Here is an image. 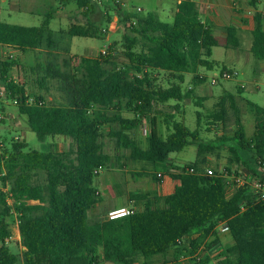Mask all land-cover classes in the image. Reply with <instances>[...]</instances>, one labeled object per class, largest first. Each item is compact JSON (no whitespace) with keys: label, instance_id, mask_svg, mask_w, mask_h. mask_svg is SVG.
<instances>
[{"label":"trees","instance_id":"16d2710c","mask_svg":"<svg viewBox=\"0 0 264 264\" xmlns=\"http://www.w3.org/2000/svg\"><path fill=\"white\" fill-rule=\"evenodd\" d=\"M261 1L247 0L255 10L250 53L256 63L264 62V16L256 11ZM75 2L85 9V16L94 11L90 0ZM122 13L119 9L124 20L123 55L127 62L118 65L110 55L83 58L80 69H71L69 59L59 62L55 51L64 36L103 39L105 29H100L99 24L87 20L85 25H71L57 35L49 28L48 16L35 27L0 22V53L4 49L20 54L44 49L48 59L36 65L37 83L44 87L47 80H54L60 94L56 104H47L41 96L26 104L28 96L23 85L10 76L17 61H3L0 57V83L10 98L19 100L18 113L27 118L30 130L43 145L42 150L35 151L27 150L22 143H12L8 150L0 152V183L7 186L14 201L24 248L21 255L9 251L4 242L10 232L1 218L0 264H153L157 257L162 264H177L181 256L193 257L190 264H264V201L258 200L248 186L234 190L228 197L224 181L204 172L207 155L228 139L204 141L199 112L193 130L177 121L174 113L166 112L178 108V104L166 105L169 101L179 103L192 95L191 88L182 90L185 74L193 75L196 87L205 81L197 75L198 70L214 68L215 63L209 60L212 49L218 46L213 28L200 20L190 0L176 4L169 23L154 12ZM110 22L111 17H106V24ZM222 30L225 45L237 48V29L229 26ZM64 51L68 55L67 46ZM152 72L166 74L170 85L156 88ZM228 96L225 97L232 99ZM244 101L253 118V134L245 137L237 116V129L229 139L234 146H228L231 157L227 163L243 164L255 172L251 166L264 167V106ZM123 113H130L132 118H124ZM156 114L162 116L165 138L157 132ZM226 114L222 97L208 119L211 125L219 122L223 126ZM141 119L148 122L145 149L132 136ZM55 136L70 139L68 150H52L46 140ZM108 139L115 149L127 152L129 160L141 164L143 170L167 172L169 156L189 146L196 147V158L192 163L173 167L178 173L172 178L178 185L161 206L155 193H132V201H145L143 208L108 220L106 214L90 215L102 200L92 186L93 179L112 158L105 152ZM38 172L45 174L43 185L33 181ZM157 173L150 176L158 182ZM30 201L38 204H29ZM0 206L1 217L9 216L2 194ZM220 222L232 240L222 249L216 230ZM208 238L212 241L206 249L215 252L196 258Z\"/></svg>","mask_w":264,"mask_h":264},{"label":"rangeland","instance_id":"374dc122","mask_svg":"<svg viewBox=\"0 0 264 264\" xmlns=\"http://www.w3.org/2000/svg\"><path fill=\"white\" fill-rule=\"evenodd\" d=\"M54 6L60 5V0H50ZM124 6L123 4H119V6L123 9V7L128 8L130 2L138 5L144 9V13L146 12H156L159 19L163 22L169 23L171 19L167 17V14L161 10L160 2L157 0H125ZM57 4V5H56ZM264 6V0L258 5L259 9H262ZM60 7V6H59ZM95 12L92 13V19L95 24L100 25V29H105L103 39H90V38H78L75 37L73 40V52L77 55L70 56L66 55L64 49L68 45V41L64 36L61 38V42L59 45V49L55 51V54L59 57V62L62 60L69 59L71 69H80L82 65V59L85 55H92L91 50L94 49L93 53L99 55V48L108 49L112 47V51L116 53V56L111 58L110 60L115 62L118 65H123L127 62L125 56L123 55L124 51V43H123V16L120 17L119 7L112 3V0H103L99 5L95 6ZM73 9L70 10L72 12ZM47 11H39L36 10L32 16L29 14H22L20 19L16 16V14H12L11 17H4L1 21L8 24L22 25V26H38L44 20V14ZM66 13V12H65ZM111 17L110 24L115 20L117 24L116 32H111L109 30V25L106 24V17ZM57 24L55 19L50 22V29L52 31L57 30ZM115 29V27H113ZM60 32H58L59 34ZM57 34V35H58ZM112 34L107 40L108 35ZM105 39V40H104ZM247 42L245 39L241 43L240 49L237 50H225L224 47H217L213 50L211 60L215 61L216 66L213 71H204V74L207 76L205 78L204 83L193 86L192 78L193 76L190 74H186L184 78V82L182 84V90L186 92L190 88L193 93L188 99H184L181 103L175 101H169L167 104L172 107L178 104V108L176 111L166 110V112H172L175 115L177 121H181L185 124L186 127L193 130L196 128V112L200 113V135L204 141H214L219 139L220 137H225L228 139L225 142H222V145L219 146L214 152L207 155V166L214 164L215 166L221 165L228 162L231 154L229 153L228 146H234L230 138L234 135V132L237 129L236 125V117H239V121L244 128L245 137L250 138L253 134V118L247 110L244 99H247L258 106H264V77L261 75L258 80L253 81L249 78L250 68L247 69V72L243 73L242 64L244 63L243 59L248 60V62L254 61L253 56L249 60L246 52ZM13 56L15 61H17L18 66L14 67V70L11 71V78L18 83L21 82L25 85L26 90L28 92V97L37 98L39 96L44 98V101L47 104H56L59 102V96L57 86L58 83L54 80H47L44 83V87H41L37 83V73L35 71L36 65L40 62H46L48 57L45 50H40L37 52L26 53L22 55L19 52H13ZM235 55V61L231 59V55ZM80 55V56H78ZM226 68V69H225ZM221 70H230L237 72V76L232 80L226 81H218V83L214 86L210 84V77L213 73L220 72ZM132 73V72H131ZM41 75V73H40ZM151 80L153 81V85L156 88L165 89L170 85L168 77L166 74L162 72H152ZM243 84L244 89L242 92L238 90L239 86ZM257 88V90H254ZM2 90V85H0V91ZM232 96V99L226 98L225 96ZM225 99V107L227 109L225 125L221 126L220 123H214L211 125V119H208V116L218 109L219 102L221 98ZM229 97V96H228ZM199 103V104H198ZM231 103H233V108H231ZM18 105H13L9 100H0V112L2 114V118L0 119V152L4 150H8L12 143H22L26 146L27 150H35L40 151L43 149V145L37 140L36 135L30 130L27 118L25 116H21L18 113ZM123 117L130 118L131 114L123 113ZM161 117V116H160ZM160 120L159 132L162 138H165L167 132L163 125V121ZM106 129V128H105ZM48 143L54 142L55 147L52 150L55 151H66L68 150L70 143L54 140L51 141L50 138L47 139ZM139 144L142 148H145L146 142L145 138H139ZM218 143V142H217ZM50 145V144H49ZM25 149V151H26ZM105 152L110 154L112 159L110 164L98 171V174L94 177L92 186L93 188H98L99 184L102 182V179L105 176L110 178L116 177H125V174H135L142 165L137 164L129 160L128 153L121 151L119 149H115L114 144L109 139L106 140ZM196 155V147L189 146L183 149L181 152L171 154L170 161L172 163H178V161H190ZM245 172L246 171L244 168ZM255 167V168H254ZM251 168L256 169V166H251ZM260 173V172H258ZM249 174V173H248ZM262 174V173H260ZM259 174V175H260ZM35 177L33 178L34 183L43 185L45 184V174L42 172L35 173ZM130 176V175H129ZM248 176V175H247ZM131 178V184L132 177ZM255 178V177H254ZM253 176L247 178L250 182L251 179H254ZM133 188V187H131ZM130 188V189H131ZM141 190H139L140 192ZM143 191V190H142ZM134 192V190L132 191ZM0 194L4 196L6 207L9 208V216L1 217L4 222L7 223L8 229L10 232V236L6 239L7 242L5 245L8 247L11 253H15L17 255H21L24 251V248L20 243V236L18 231V220L17 214L15 213V209L13 207L14 201L12 200L7 186H3L0 183ZM127 200V195L125 197ZM29 204H38V202L30 201ZM130 209L135 210L134 204L129 205ZM2 211V207L0 206V213ZM101 212L103 216L107 213L106 209H102ZM217 235L220 241L221 248L230 246L232 244V240L225 228L224 223L220 222L217 225ZM212 241V238H208L204 245L199 250V257H203L205 255H209L210 252H215V250L206 249L207 245H209ZM190 257L185 258L184 260L178 259L177 264H190ZM139 264V263H138ZM153 264H162V259L157 257L153 261Z\"/></svg>","mask_w":264,"mask_h":264},{"label":"crops","instance_id":"0c3cea01","mask_svg":"<svg viewBox=\"0 0 264 264\" xmlns=\"http://www.w3.org/2000/svg\"><path fill=\"white\" fill-rule=\"evenodd\" d=\"M75 1L76 0H66V2H63L62 0H60L61 4L60 5L56 4L57 6H54L50 0H0V22H2L1 20L4 17H11L12 14H16V16L18 17L16 19H20L19 17H21L22 14H29L30 16H32L34 13H36V10L47 11L44 14V17L46 16L50 17V22L53 19H55V22L57 24L56 26L57 30L53 32H55L56 34L58 32L66 31L71 25H85L87 23V20L93 22L92 13H94L96 9L94 8V11L91 14H89L88 16H85L83 14L82 9L76 5ZM157 1L160 2L161 10L165 12L167 14V17L170 18L172 21L174 12L176 10V4L179 3L180 0H157ZM190 2L194 5L195 9L197 10L200 20L203 23H206L213 28L212 29L213 36L218 41L217 47H220V46L224 47L225 50L227 51H230L233 49L225 45L226 34L222 30L225 27L233 26L237 29L236 36L239 41V46L233 50L240 49L241 43L245 39V41L247 42V47L245 50L247 52V56L249 60L251 59V56H252V54L250 53V47L252 43L251 31L253 30V26H254L253 15H254L255 10L248 5L247 0H190ZM122 6H124V4ZM71 9H73L72 12H70ZM119 9L126 15L133 14V13L145 15L149 13V12L144 13V9L142 7L135 5L132 2H130L128 8L123 7L122 9L119 6ZM137 9H140V11L138 12ZM256 11L261 12L264 16V6L262 9L257 8ZM115 20L112 22L111 25H109V30H111V32L113 33L116 32L118 28L116 27L118 23H116ZM50 22H49V28H50ZM131 23L134 25L135 20H132ZM12 25H15V24H12ZM27 27H35V26H27ZM113 27H115V29ZM262 27L264 30V19L262 22ZM111 35L112 34L108 35L107 38L105 39L107 40ZM74 38H70V39L66 38L68 41V45H67L68 55H70L71 57L77 55L73 52V45H72L73 40L72 39ZM215 48L212 49V53ZM4 50L15 52L10 49H4ZM93 51L94 49L91 50L92 55H85L83 56V58L97 57V54L95 53L94 55ZM212 53H211V56H212ZM22 55H25V54H21V56ZM235 58L236 57L234 54L231 55V59L233 60V62L235 61ZM209 60L212 61L211 57ZM243 61H244V63L242 64L243 73L244 72L246 73L247 69L249 68L251 69L250 70L251 73L248 76L249 78H251L253 81H256L259 79L261 75H263L264 77V62L256 63L252 61L251 63V61L248 62V60L246 62L245 59H243ZM213 62L215 63V61ZM215 66H216V63L214 65V68ZM214 68L211 71H213ZM13 70L14 68L11 71ZM203 70L208 71L206 69L200 68L197 72V75L199 76V78H204V76L207 77L204 74ZM14 82L18 83L15 80ZM18 84L23 85L25 89V95H28L25 85L22 84L21 82H19ZM0 85L2 84L0 83ZM239 88L244 89L245 87L243 84H241ZM2 90H4L3 85H2ZM254 90H257V88H255ZM160 116H161L160 114L155 115L156 125H157L156 127H157V132L159 135H160L159 118L162 120V116L161 117ZM130 118H132V115ZM142 127H145L147 129L146 135L143 134ZM147 133H148V122L146 119H141L139 125L132 131V136L138 143H139L138 141L139 138H145V142L147 145ZM49 138L51 141L58 140V141H63L65 143L68 142L71 144L70 139L65 136H55V137H49ZM46 143L50 144L52 148L54 149L55 147L54 142L48 143V141L46 140ZM57 152H62V151H57ZM195 158H196V155L190 161H178V163H172L169 157L165 165L168 171L163 172L166 175V177L161 183L153 180L150 176V174L152 173L154 174L159 171L155 172L154 170H151L149 168H145V170H143L140 167L137 171H135V174H125L124 178L123 177H116V178L113 177V178L108 179V176H105L102 179V182L99 184V187L95 189L97 194L102 200L93 210H91L90 215H97L101 217L103 216V213L101 212L102 209H106L108 213L110 210H114L117 208L130 209L129 207L130 204H134L136 208L135 210H141L143 208L145 201H141V200L132 201V199L130 198V195L132 193H155L157 197L156 202L158 205L161 206L163 204L164 198L170 195L174 191L175 187L178 185V181L172 178V175H176L178 173V171L173 169V167H181L185 164L192 163L195 160ZM139 173H143L146 175L139 177L137 175ZM129 175L132 177L133 184H131V178ZM133 190L134 192H132ZM139 190L141 191L139 192ZM232 193L233 192L228 193L227 196L228 197L231 196ZM126 195L128 197L127 200H125ZM130 210H133V209H130ZM107 213H106V217H107Z\"/></svg>","mask_w":264,"mask_h":264},{"label":"built area","instance_id":"2783aa9c","mask_svg":"<svg viewBox=\"0 0 264 264\" xmlns=\"http://www.w3.org/2000/svg\"><path fill=\"white\" fill-rule=\"evenodd\" d=\"M102 1L103 0H90V4L93 6H96V5H99ZM112 3L115 5L125 4V0H112ZM84 10L85 9H82V11H84ZM137 11L139 12L140 9H137ZM13 54L14 53L12 51L1 50V53H0L1 60L11 61L14 59ZM107 55H110L111 58H113L116 56V53L112 50L110 51L109 49H102V48L99 49V55L98 56L104 57ZM236 76H237V73L234 71L221 70L220 72L213 73L211 75L210 84L212 86H214L220 80H222V81L232 80ZM1 99L2 100L3 99L9 100L12 102L13 105L19 104V100L17 98H10L9 93L6 92L5 90L0 91V100ZM32 101H33L32 98L28 97L25 100V103L29 104ZM1 118H2V114L0 112V119ZM146 130L147 129L145 127H142V132L144 135H146ZM245 170L248 171L246 168H245ZM253 170L255 172H252V171L245 172L243 169V166L241 164H238V163H233L231 165H229L228 163H224V164L217 165V166H215L214 164H211L208 166L205 165V167H204V172L207 176L214 177V178H220L224 181L225 190H226L227 194L230 192H233L234 190H236L240 187L248 186L251 189V191L257 196L258 200L264 201V167H257L256 169H253ZM258 172H260L262 174H260ZM95 173H97V172L95 171ZM156 176H157L158 182H160V183L166 177V175L164 173H160V172L157 173ZM251 176H253V178L254 177L255 178L251 179V182H250L247 178L250 179ZM131 213H132V211L130 209L117 208L114 210H110L107 213V219L108 220H115V219H119V218L128 216ZM6 242H7V240H5L4 244ZM195 257L199 258V255L197 254ZM185 258H187V257H184V256L180 257L181 260H184ZM190 258H193V257H190ZM211 264H220V263L213 262Z\"/></svg>","mask_w":264,"mask_h":264}]
</instances>
